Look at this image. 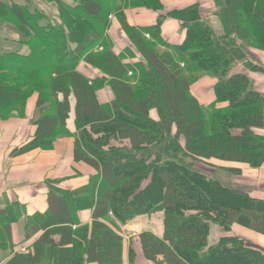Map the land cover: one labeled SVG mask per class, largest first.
<instances>
[{
  "label": "trees",
  "instance_id": "16d2710c",
  "mask_svg": "<svg viewBox=\"0 0 264 264\" xmlns=\"http://www.w3.org/2000/svg\"><path fill=\"white\" fill-rule=\"evenodd\" d=\"M53 1L57 13L48 17L0 0L3 17L18 19L15 30L29 49L27 55L0 54V118H23L28 98L38 94L35 138L17 152L75 137L77 159L98 172L86 192L96 207L91 224L33 225L26 240L42 226L44 233L3 264H124L117 224L156 213L163 215L162 236H139L151 264H264V254L237 236L209 244L213 223L226 233L239 226L264 237V200L221 175L242 176L236 165L255 170L264 164V94L252 77L264 75L254 57L264 52V0H212L219 23L207 20L211 9L201 1L168 11L162 0ZM128 9L160 15L155 25L136 28L127 22ZM111 18L141 61L127 62L130 50L115 52L107 38ZM167 19L180 22L182 44L164 42ZM238 64L244 72L236 70ZM204 77L216 80L215 101L208 106L191 92ZM105 86L111 99L101 103ZM224 198L244 204L226 207Z\"/></svg>",
  "mask_w": 264,
  "mask_h": 264
},
{
  "label": "crops",
  "instance_id": "0c3cea01",
  "mask_svg": "<svg viewBox=\"0 0 264 264\" xmlns=\"http://www.w3.org/2000/svg\"><path fill=\"white\" fill-rule=\"evenodd\" d=\"M30 1L11 0L10 6H29V3H32ZM63 1L71 5L78 2V0ZM198 1L203 3L205 9H211L207 20L219 23V19L214 14L212 0H162V5L164 10L168 11L184 8ZM29 8L33 10L34 7ZM3 14L1 9V18H3ZM11 15L14 20L18 21L12 13ZM125 15L130 26L143 28L155 25L160 14L147 9H128L125 11ZM1 18L0 54L8 50H17L22 55H27L29 49L20 43V33L15 30L20 25L4 23ZM111 20L112 24L107 33L108 41L118 54L130 50L131 53L126 55L127 62L134 63L130 58L136 59L138 54L125 38L119 21L114 18ZM162 38L164 42L170 45L182 44L185 39V31L181 28L180 22L167 19L162 28ZM254 57L260 65L264 66L263 52H256ZM141 60L142 58L138 61ZM82 68H85L84 65H81L80 72L88 74L87 71L83 72ZM236 70L244 72L241 64L237 65ZM252 77L258 90L264 94V75L257 74ZM215 84V79L204 77L192 85L191 92L202 105L208 106L215 101ZM102 94L106 97V101H110L111 93L106 86L101 91ZM38 98V94H33L28 98L23 118L11 117L5 120L0 118V264L7 262L15 252L24 249L27 251L32 247L36 239L44 233L45 227L42 226V230L32 239L26 240L27 231L35 224L44 225L45 220H49L51 224L57 223L55 221L58 220L64 224L76 222L78 225L93 222L96 201L92 203L86 200V192L91 183L93 184L94 180L92 179L97 176L98 172L84 161L77 159L75 137L72 135L59 136L49 148L40 147L23 153L17 152L35 138L36 128L33 126L32 120L37 109ZM106 101H101V103ZM226 105L221 104L218 107H225ZM152 116L156 118V113H152ZM69 131L75 132L73 115ZM262 133L264 134V130ZM235 167L240 168L243 174L229 179L233 186L248 193L253 198L264 200V165L257 171L251 170L247 166L236 165ZM241 178L244 179L243 182L240 180ZM76 198L80 199L77 202V211L72 208ZM143 224L141 220L139 223L135 222L134 224L132 222L125 226L117 224L120 235L124 239V264H131L130 250L135 252L134 264H151L144 259L139 242L131 247L130 239L126 237L129 230L140 229L144 226ZM214 229L219 230L215 238L211 236ZM210 231V244L217 243L221 237L237 236L245 239L246 236L250 241H254L252 244L250 243V246L264 254V248L261 247L264 240L256 238L257 235L246 232L247 235L238 228H234L233 232L223 233L220 227L213 224ZM141 233H143L142 230L136 234L138 240ZM260 238L264 239L261 236Z\"/></svg>",
  "mask_w": 264,
  "mask_h": 264
},
{
  "label": "rangeland",
  "instance_id": "374dc122",
  "mask_svg": "<svg viewBox=\"0 0 264 264\" xmlns=\"http://www.w3.org/2000/svg\"><path fill=\"white\" fill-rule=\"evenodd\" d=\"M32 1V3H30L29 4V7H34V8H36V9H39L40 11H42L43 12V14L44 13H46V15L48 16V17H50V16H52V17H54V15L57 13V4L55 3V1H53V0H31ZM30 1V2H31ZM27 5V4H26ZM8 14H9V17H8ZM52 19H54V18H52ZM2 22H4V23H9V24H13V25H15V26H18V25H20V23L18 22V21H16V20H14L13 19V17H12V15H11V13H7V16H5V17H3L2 18ZM111 24H112V20H111ZM122 28V27H121ZM149 38V37H148ZM149 40V39H148ZM100 51H102V50H100ZM99 51V52H100ZM255 52H261V51H255ZM101 53V52H100ZM262 53V52H261ZM264 53V52H263ZM133 57V56H132ZM141 59V56L138 54V58H134V59H131L130 58V60L131 61H134V62H136V61H138V60H140ZM81 70H83V72H85L86 71V69L85 68H82ZM2 75H0V77H1ZM200 81V80H199ZM196 83V82H195ZM194 83V84H195ZM100 100L101 101H106L107 99H106V97L102 94V95H100ZM5 120V119H4ZM62 130H60L59 132H61ZM62 133V132H61ZM63 135V134H62ZM46 148H48V147H46ZM264 165V164H263ZM247 167H249V166H247ZM263 166H261L260 168H258V169H255V171H257V170H259V169H261ZM197 170H199V171H202L204 174H207L208 176H211L212 174H213V171L211 170V168H209V167H207L206 165H204V164H197L196 165V167H195ZM250 168V167H249ZM251 170H254V169H252V168H250ZM223 177H225V179L227 180V181H229V179L231 178V177H228V175L225 173V174H221ZM240 180H242V182L244 181V179H240ZM230 182V181H229ZM223 202H224V205L227 207L228 205H232V204H234L233 206H241L242 204H244L243 202H241V203H238V202H236V201H234V200H232V199H227V198H224L223 199ZM110 216H112L111 214H110ZM110 219L111 220H113V216L112 217H110ZM137 220V221H136ZM140 220L144 223L143 225V227H141L140 229H138V228H136V229H131V230H129V232L128 233H126V237L128 238V239H130V242H131V247H133L134 245H135V243H137V242H139V240L137 239V237L136 236H138V235H136V234H138V232L139 231H141L142 230V232H151V233H153V234H157L156 236H162V232H163V225H162V223H163V215L161 214V213H156V214H153V215H144V216H140V217H137L135 220H134V224H135V222H140ZM212 225V224H211ZM210 225V226H211ZM213 225H217V224H214L213 223ZM218 226V225H217ZM219 227V226H218ZM234 228H238L242 233H246V232H248V233H251V234H254V233H252V232H250L249 230H247V229H245V228H243V227H239V226H234L233 228H232V232H233V230H234ZM211 229V228H210ZM221 231H222V229H221ZM230 231V232H231ZM218 232H219V230H217V229H214L213 231H212V235L210 234L211 233V231H210V235L211 236H213L214 238L218 235ZM223 232V231H222ZM224 233V232H223ZM229 233V232H228ZM247 234V233H246ZM209 235V236H210ZM248 235V234H247ZM254 235H256V234H254ZM131 236V237H130ZM258 237H256V238H259L260 240H264L263 238H260V236L259 235H257ZM244 241H245V243L247 244V245H249L250 246V243L252 244L253 242L252 241H250L246 236H245V239H243ZM126 241H127V239H126ZM215 243V242H214ZM214 243H212L211 245H213ZM210 244V243H209ZM260 245V244H259ZM136 247V246H135ZM261 247H263L264 248V244H262L261 243ZM134 249V248H133ZM138 252H139V250H138ZM131 258V256L129 257V259ZM130 262H131V264H134V262H135V257H134V254H133V258L132 259H130Z\"/></svg>",
  "mask_w": 264,
  "mask_h": 264
}]
</instances>
